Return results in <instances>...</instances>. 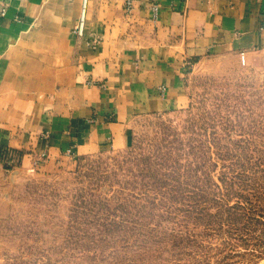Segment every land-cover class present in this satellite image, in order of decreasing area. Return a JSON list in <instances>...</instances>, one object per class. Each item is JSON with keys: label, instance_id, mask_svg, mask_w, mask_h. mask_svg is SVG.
<instances>
[{"label": "rangeland", "instance_id": "rangeland-1", "mask_svg": "<svg viewBox=\"0 0 264 264\" xmlns=\"http://www.w3.org/2000/svg\"><path fill=\"white\" fill-rule=\"evenodd\" d=\"M133 144L0 167V264H264V67L208 57Z\"/></svg>", "mask_w": 264, "mask_h": 264}, {"label": "crops", "instance_id": "crops-1", "mask_svg": "<svg viewBox=\"0 0 264 264\" xmlns=\"http://www.w3.org/2000/svg\"><path fill=\"white\" fill-rule=\"evenodd\" d=\"M81 4L0 0V167L130 147L135 117L190 104L198 60L264 67V0H90L83 37Z\"/></svg>", "mask_w": 264, "mask_h": 264}, {"label": "built area", "instance_id": "built-area-1", "mask_svg": "<svg viewBox=\"0 0 264 264\" xmlns=\"http://www.w3.org/2000/svg\"><path fill=\"white\" fill-rule=\"evenodd\" d=\"M89 1L90 0H82V4H81V11H80V15L78 16L77 19V24L74 28V32L76 33V35L83 37L85 35V30H86V22H87V16H88V8H89ZM124 2V9L126 10L127 13H130L133 11L134 7H135V2L136 0H123ZM153 11H154V15H157V11H158V5L157 3H154L152 5ZM2 14H5V10L1 11ZM100 42V38L99 37H92V40L88 41V44H90L92 47H97V45ZM244 53H242L243 56ZM244 59V56H243ZM161 91L164 92L165 91V87L161 88ZM73 151L72 149H69L67 151V154H72Z\"/></svg>", "mask_w": 264, "mask_h": 264}]
</instances>
